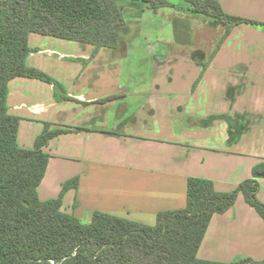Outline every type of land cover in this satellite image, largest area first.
<instances>
[{"label": "crops", "instance_id": "0c3cea01", "mask_svg": "<svg viewBox=\"0 0 264 264\" xmlns=\"http://www.w3.org/2000/svg\"><path fill=\"white\" fill-rule=\"evenodd\" d=\"M220 3L253 22L235 26L213 57L218 44L211 51L205 43L158 38L141 41L134 66L141 46L130 51L136 42L126 35L119 48L93 54L88 43L30 34L28 64L71 97L58 99L53 84L37 78L9 84L20 146L33 148L46 123L69 129L45 147L51 157L38 187L42 200L79 177L64 194L63 211L86 222L102 211L154 225L158 212L186 207L189 177L210 179L220 192L253 177L264 160V0ZM158 10L133 11L128 22ZM259 182L264 202V177ZM198 257L264 260V219L242 193L212 217Z\"/></svg>", "mask_w": 264, "mask_h": 264}, {"label": "trees", "instance_id": "16d2710c", "mask_svg": "<svg viewBox=\"0 0 264 264\" xmlns=\"http://www.w3.org/2000/svg\"><path fill=\"white\" fill-rule=\"evenodd\" d=\"M184 1L187 11L224 28L212 57L235 26L253 22L227 13L220 0ZM170 6L174 4L169 0H0V264L264 263L198 257L212 217L232 208L240 193L264 219V202L258 196L264 160L254 166L252 178L228 192L218 191L210 179L189 177L186 207L158 212L154 225L102 211L86 222L62 210L64 194L78 187L79 177L66 181L57 198L42 200L38 194L51 157L45 147L69 129L46 123L33 148L18 142L21 117L8 107L13 79L44 80L53 84L58 99H71L60 81L28 64L31 33L88 43L96 54L103 47L119 48L131 30L128 16L133 11L141 15ZM176 20L181 21L175 27L176 40L191 44V26L185 19Z\"/></svg>", "mask_w": 264, "mask_h": 264}, {"label": "rangeland", "instance_id": "374dc122", "mask_svg": "<svg viewBox=\"0 0 264 264\" xmlns=\"http://www.w3.org/2000/svg\"><path fill=\"white\" fill-rule=\"evenodd\" d=\"M174 4L170 7H161L157 13L146 15L140 21H131L130 32L126 34L125 38L131 42H136L130 51L135 50L136 46L139 47L140 52L135 54V58L132 59V64L135 66L136 61L142 56L144 49L141 41L154 40L158 38H163L165 40H170L175 38V27H179L181 21L176 19H185L192 28V42L195 41V45L199 46L209 45L211 51L214 49L216 44H218L223 31L221 27L213 26L210 21L200 15H194L187 11L184 0H169ZM185 6V7H182ZM194 33V34H193ZM112 50V49H111ZM130 60V59H129ZM133 69V67L131 68Z\"/></svg>", "mask_w": 264, "mask_h": 264}]
</instances>
